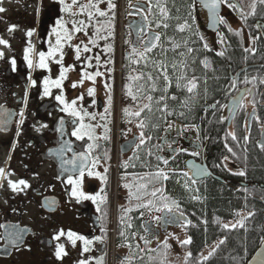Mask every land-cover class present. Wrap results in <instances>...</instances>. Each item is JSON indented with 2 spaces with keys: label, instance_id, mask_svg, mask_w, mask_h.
I'll use <instances>...</instances> for the list:
<instances>
[{
  "label": "flooded vegetation",
  "instance_id": "1",
  "mask_svg": "<svg viewBox=\"0 0 264 264\" xmlns=\"http://www.w3.org/2000/svg\"><path fill=\"white\" fill-rule=\"evenodd\" d=\"M253 2L229 0L238 6L236 9L221 4L218 15L224 22L218 23L217 30L212 26L209 28V11L198 0H190L194 18L191 24H186L184 31L152 29L151 8L146 19L149 29L161 37L157 46L151 52H144V40L133 52V44L139 45V41L131 39L129 32L128 46L122 49L124 58L144 53V59L153 69L152 74L159 76L164 84V94L169 92L172 83L177 88L179 80L182 86L177 89L185 92L182 100L203 102L196 110V121L189 123L176 119L165 124L158 141L157 156L161 159L154 171L130 174L136 180L148 179L138 184V189H146L152 177L151 191L161 189L169 202L175 201L179 205L173 212H182L190 220L189 224L173 225L170 224L173 220L168 217L165 218L167 222H162V212L138 207L139 200L133 196L134 187L130 179L127 183L126 174L119 175L115 183L111 166L118 143L115 137L121 141L131 133L141 139L142 130L136 127L138 123H129L130 116L139 110L134 109L129 99H123L122 103L119 100L113 110L107 89L98 82L95 85L84 83L80 77L83 69H75V64L85 54L91 55V51L87 53L80 48V59H76V47L82 43L78 38H83L86 32L77 35L72 22L81 0L75 5L72 0H0V7L5 9L0 12V39L7 42V45L0 44L3 53L0 57V169L5 173L0 176V225L3 226L0 227V264H80L81 261L85 264H138L130 236H135L133 225L139 217L145 236L151 242L150 250L156 252L154 258L159 264H197L198 254L192 250L193 239L189 232L192 230L189 227L191 217L183 212L181 205L202 202L200 185H209L211 181L222 183L230 195L245 198L250 204L233 211V217L223 224L248 218L249 213L258 215L257 203L263 204L258 196L256 175L260 158H264V151L259 147L264 143V83H261L264 80V4L255 0V15H251ZM66 6L68 10H64ZM58 21L63 22L67 34ZM13 25L15 28L10 31ZM29 31L32 32L30 37ZM236 32L241 35L237 36ZM57 33L61 45L53 56H47L51 49L57 48ZM170 34L175 35V40L167 39ZM253 37L259 39L253 42ZM246 48L254 50L255 54L246 52ZM26 49H30L31 67L25 60ZM42 52L46 54V68L39 66ZM219 52L223 55H217ZM12 60H15V70ZM160 62L166 65L171 80L166 92L158 67ZM61 67L67 69L65 78L60 87H55L51 82L60 79ZM193 78L197 88L188 93L183 85ZM245 78L250 82L245 83ZM45 79L50 81V95H44ZM213 83L219 87L214 94L210 89ZM87 86L96 94L91 100L95 102V109L91 111L85 104ZM57 96H62L68 104L76 101L72 107L83 119L62 111L64 105L57 101ZM241 96L243 107L239 103L234 105L233 101ZM99 102L102 110H98ZM123 117L128 120L124 121ZM81 123L91 127L95 139L85 136L78 140L72 135ZM227 133H235L237 140L233 141ZM149 136L144 135L143 145L140 140L137 143L146 146ZM245 137H248L247 141ZM226 143L235 156L228 152ZM89 145L94 146L89 149ZM137 152L138 149L133 153L136 161L139 160ZM188 163L193 166V171ZM194 169L212 174L196 180L198 190L193 196L199 195V200L189 201V197L187 202L173 196L168 183L175 182L181 188L180 181L188 180L183 173L192 177ZM239 171L245 175L235 174ZM158 172L165 173L168 179L157 177ZM69 178L77 183L69 184ZM20 180H24L27 187L19 185L13 191L9 181L17 183ZM259 186L264 193V186ZM181 190L188 195L186 190ZM159 195L155 198L150 195L143 203L154 200L159 204ZM156 216L162 219L156 221L153 219ZM124 220L127 224L131 222L127 237L122 235ZM70 232L74 234L71 239ZM77 236L91 243L85 245L84 240L76 239ZM188 238L191 243L182 244ZM58 245L64 250L60 258L55 255ZM212 249H205L200 256H208Z\"/></svg>",
  "mask_w": 264,
  "mask_h": 264
},
{
  "label": "trees",
  "instance_id": "2",
  "mask_svg": "<svg viewBox=\"0 0 264 264\" xmlns=\"http://www.w3.org/2000/svg\"><path fill=\"white\" fill-rule=\"evenodd\" d=\"M128 2L134 0H127ZM146 2H150L152 4L151 14H150V25L152 29L157 31L167 30V31H175L179 30V26L185 25L187 23L191 24L193 22L194 16L191 11V3L190 0H159V3L162 7H164L167 12V18H164L160 14V10L157 7V0H142ZM83 0H81L82 6ZM183 18V20H181ZM157 23H167L168 27L164 28L156 27ZM126 35V34H125ZM175 35L170 34L167 38L168 40H175ZM91 39L88 40L89 44L81 43L80 48H84L87 46L91 47L92 50L96 47L97 43L92 44ZM127 40L124 43V47H127ZM89 53V51L87 52ZM145 57L137 54H133L130 58H123V67L124 70L122 76L126 80L128 79L132 90L126 95L128 97L124 98L129 99V101L133 102L134 109L140 110L145 104L151 105V112L147 109L141 114V117H136L135 115L130 116L129 123H138L141 119L145 122V127L141 129L146 136L149 134L150 140L147 142L146 146H141L143 144H138L135 151L130 153L127 157H121L120 161V172L126 178L127 183L132 182L131 186H133L134 197L139 195L141 199L139 200V204L143 203L146 198H149L151 193V187L154 184L152 177L149 179L151 181L150 185H147L146 189H138V184L142 182H146L148 179L140 178L136 180L134 177L130 176L132 173L138 172H152L154 171V167L159 165V159H157V151L159 139L162 131L165 128V124L170 120L181 119L186 122H193L197 120V112L198 108L203 104L201 100H191L187 99L182 100L185 97V92H181L179 89L175 87L172 83V86L166 94L163 93V82L160 80L159 76L152 74V70L150 64L144 59ZM149 76L152 79H149ZM155 84L156 90H153L152 86ZM214 84V83H213ZM212 86V85H211ZM211 93L214 94L219 90L218 84H214L211 88ZM133 96L136 99H133ZM152 96V101H148L147 97ZM164 96V100H160V97ZM175 97L172 99L171 97ZM182 100V101H181ZM167 105V109L165 111H158V109H163L164 105ZM181 113H183L181 115ZM124 121H127L128 118L123 117ZM136 127H138L136 125ZM122 134V133H121ZM124 137V134H122ZM131 136V133L130 135ZM125 138V137H124ZM141 146V147H140ZM140 147V148H139ZM139 157V160H134L133 153L136 152ZM260 165L258 166V174L256 175L258 178V183L264 186V158H260ZM130 179V180H129ZM258 184V196L261 197L263 204L258 202V215L257 213L251 216H248L246 219L245 227L234 229V230H226L223 227V222L233 217L234 212L239 207L242 208L244 206L250 205L245 198L239 199V197H235L230 195L226 188L222 185V183L211 181V184L200 185V191L202 193V202L199 200L198 196L188 195L184 193L181 188L175 184V182L168 183V189L173 192V196H177L187 201H198L195 204L190 206L181 205L183 212L191 217L192 224L190 229V235L193 239L192 250L197 253L198 259L197 264H246L247 260L253 253L256 251L258 246L261 243V239L264 238V193L262 188H260ZM140 190V191H139ZM137 191H139L137 193ZM198 197V198H197ZM136 199V198H135ZM188 202V201H187ZM254 203V202H253ZM253 205V204H251ZM124 220L122 223V235L123 237H127L129 233V224ZM136 224L133 225L135 229H133V233L135 236H130L131 241H134V253L136 254L137 260H139L138 264H159L155 257L156 252L154 250H150L151 242L145 236L144 229L142 226L141 217L137 218L134 221ZM220 240H225L224 244H219ZM147 241V243H145ZM219 246L217 247V245ZM215 248L216 251L214 255H212L208 260H203V257L200 255L205 251V249ZM143 249H146L143 251ZM207 255V254H206Z\"/></svg>",
  "mask_w": 264,
  "mask_h": 264
},
{
  "label": "snow or ice",
  "instance_id": "3",
  "mask_svg": "<svg viewBox=\"0 0 264 264\" xmlns=\"http://www.w3.org/2000/svg\"><path fill=\"white\" fill-rule=\"evenodd\" d=\"M101 2H103V0H101ZM200 2H201V4L204 7H206L209 10V12L212 15V17L214 18V20L217 21V22H220V23H223L224 22L223 21V18L222 17H219L217 15V10H218V8L220 7L221 4H225L229 8H233V9H236L238 7L237 5H234V4L229 3V0H200ZM72 3L75 5L77 3V0H72ZM259 3L260 4H264V0H259ZM91 7L96 9V12L98 13V15L100 17H105L108 14L107 12H105L103 10H100L96 6V4H91ZM115 7H116V5L112 2V0H108V11H110V12L111 11H114ZM157 7L160 10L161 16L164 17V18H167L168 12H167V10L164 7H162L160 5L159 0H157ZM251 8H252V11H251L250 14L251 15H255V0H254L253 4L251 5ZM64 10H68L67 6H66V8ZM4 11H5V9L3 7H0V12H4ZM88 16H89V20H91L92 19V16H93V13L92 12H89L88 13ZM242 19H245V17H243V15H242ZM57 23H58L59 27L64 28L63 22L58 21ZM84 23H85L84 21H80L79 22L80 25H84ZM161 26H163L164 28H167L168 27V24L167 23H157L156 24V27H158V28L161 27ZM186 26H187L186 24L179 26V30L180 31H184V29H185ZM13 28H15L14 25L13 26H10V29L9 30L11 31ZM73 28H74V30L76 32H79V31L82 30L81 27H77L75 23H73ZM53 31L55 32L56 29H53ZM64 31H65V34H67V31L68 30L66 28H64ZM96 31H97V33H99L100 29L97 28ZM141 31H143V29H141ZM235 34L237 36L241 35L240 32H236ZM27 35L30 37L32 35V32L29 31L27 33ZM85 35H87L86 32H85ZM57 36H58L57 41H56L57 48L51 49L47 53V56H53L54 53H55V51H57L58 48H59V46L61 45V41H60V38H59V33H57ZM67 38L70 40L71 39V36L68 35ZM106 38L107 37H105V39ZM160 39H161L160 35H155V36L150 37L147 41H144L143 42L144 43V52H151L152 49L157 46L156 42L159 41ZM258 39H259V37H253L252 38L253 42H255ZM90 42L92 44H95L96 43L95 40H91ZM0 44L7 45V42L4 41L3 39H0ZM207 47H208V45L205 44V48H207ZM29 50L30 49H26L25 50V60L28 62L29 67H31L33 62L31 60H29V58H28V51ZM108 50H110V49H108ZM80 51H81L80 47L77 46L76 47V59H80ZM83 51L88 52V51H90V49L87 46H85L83 48ZM135 51H136V49L134 47L133 48V52H135ZM188 51L191 52L192 49H188ZM245 51L246 52L252 51L253 52V55L255 54L254 53V50H251V49H247L246 48ZM140 55L143 56L144 53H141ZM217 55H223V53L222 52H219V53H217ZM2 56H3V53L0 52V57H2ZM45 58H46V54L43 53V52L40 53L39 66L41 68H46L47 67V64L45 63ZM61 59H62V57H61ZM97 59H99V58L97 57ZM57 63H59V61H57ZM204 63H205V66H207V62L205 61ZM11 64L13 66V70H15V60H12L11 61ZM158 67L160 69V74L163 77V80L165 81L164 91L166 92L167 91V87L170 86V84H171V80H170L169 75L167 73V67H166V65L163 64V62H160L158 64ZM173 68H175V65H173ZM66 71H67V69L61 67L60 79H57V80L51 82L55 87H60L61 86V81L65 78L64 77V73ZM95 75H100V73L97 72ZM89 78L94 80V77H89ZM149 79L151 80L152 77L149 76ZM254 79H255V77L253 78V80ZM249 82L250 81H248L247 78H245V83H249ZM34 83L35 82L33 81V84ZM49 83H50V81L47 80V79H45V81H44V85H45L44 95H50ZM261 83H264V80H262ZM75 86L76 85L74 84L73 87H75ZM176 86H177V88H180L182 86L180 84L179 80L177 81ZM183 86L186 87L188 93H192L193 90L197 88V83L195 82V78H193L192 80H188L186 82V84L183 85ZM234 86H235V80L233 81V87ZM152 88H153V90H156L155 84H153ZM248 91L250 92L251 90H248ZM93 93H94V89H89V95H92ZM171 98L172 99H175L174 96L171 97ZM56 99H57V101H59L61 104L64 105V107L61 109L62 111L68 112V114L70 116H77L81 120L83 119V117H80V114L72 107L73 105H75L76 101H72V104H68L63 99L62 96H57ZM133 99H136V97L133 96ZM147 99H148V101H152L153 97L152 96H148ZM164 99H165L164 96H161L160 97V100H164ZM242 100H243V96L238 97L236 100L233 101V104L236 105L237 103H239L240 106L243 107ZM253 105H254V102H253ZM145 109H147L149 112H151V105L150 104H145L143 107L140 108L139 111L135 112L134 115L136 117H141V114L145 111ZM166 109H167V105L165 104L164 107H163V109H158V111H162L163 112ZM125 112L127 114V110H125ZM182 114L183 113H181V115ZM21 115H23V113H21ZM253 115H254V113H253ZM61 124H63V121H61ZM138 127H140L141 129H143L145 127V122H144L143 119H141L139 121ZM92 131L93 130L91 129L90 126H86L83 123H81L80 127L77 128L75 131H73L72 135L75 136L78 140L83 139L85 136H88L89 139H95L96 137L93 136ZM227 135L228 136H231V138H232L233 141H236L237 140V136H236L235 133H227ZM140 136H141L140 143L143 144L144 143V133H143V131H141ZM106 138L107 137H105V139ZM149 139H150V137H149ZM247 139H248V137H245V140L246 141H247ZM93 146L94 145H89V149H91ZM225 147L227 148L228 152L232 153L233 156L236 155V153L233 151V149L231 147L228 146L227 143L225 144ZM259 147L261 148L262 151H264V143H260ZM193 155H198V153H193ZM157 159H161V158L160 157H157ZM224 159L227 160L228 158L225 157ZM164 163L167 164L168 161L167 160H164ZM217 166H219V165H217ZM201 174H205L204 173V170L203 169H196V171L194 172V174H193L192 177H188V174L187 173H183V176L186 177L188 180H190L192 184H195L197 182L195 177L200 176ZM235 174L240 175V176H244L245 175V173L243 171H239L238 173H235ZM3 175H5L4 170L3 169H0V176H3ZM81 175H83V169H81ZM156 176L157 177H163V179H165V180L168 179V176L165 173H163V172L156 173ZM68 183L69 184H74V183H77V182H74L71 178H69ZM19 185H23V186L27 187V184H26V182L24 180H20L17 183H13L12 181H9V186L12 188L13 191H16V189L18 188ZM185 186L187 187V184ZM125 187H128V185H125ZM158 193L160 194L159 195V201H160L159 204H157L153 200V201H148L147 204L141 203L140 205H138V207L145 208V209H149V210H151V209L154 208L155 211H157V212H162V213L163 212H167L169 214H172L173 213V209L174 208L177 209V210L179 209V205L175 201L169 202V198L167 196L163 195V192H162L161 189H155V190L151 191L150 195L155 198V197L158 196ZM73 194L74 195L76 194V189L75 188L73 189ZM130 195H132L131 192H130ZM86 198H89V197H86ZM136 199L140 200L141 197L139 195H137L136 196ZM128 211H131V209H128ZM141 215H143V213H141ZM182 215L183 214L181 213V216ZM251 215H252V213H249V216H251ZM153 219L156 220V221H160L162 219V217L156 216V217H153ZM168 219H178V218L177 217H174V216H169ZM245 219H247V217H245L244 219L238 220L236 223L224 224L223 227L226 230L235 229L237 227L244 228L245 227V223H244V220ZM165 222H167V220ZM0 227H3V226L0 225ZM145 230L146 231L149 230L147 226H145ZM68 235H69V238L70 239L74 236V234L71 233V232ZM58 238L59 237H57V239ZM76 239L84 240L85 245H88L89 243H91L90 241L85 240L84 237L77 236ZM145 243H147V241H145ZM190 243H191V238H188L187 240H184L182 242V244H185V245L186 244H190ZM224 243H225V240H220L219 241V244H224ZM219 244L217 245V247L219 246ZM261 245L264 246V238L261 239ZM84 250L85 251H88V248L85 247ZM215 251H216V249L213 248L212 251H210L208 253V256L203 257V260H205V261L208 260L212 255H214ZM62 254H64L63 246L58 245L55 255L57 256V258H60L62 256ZM190 255H191V253H188V256H190ZM254 261H255V264H264V249H262V251H260V252H258L256 254V257H254ZM80 264H85V262L84 261H81Z\"/></svg>",
  "mask_w": 264,
  "mask_h": 264
},
{
  "label": "rangeland",
  "instance_id": "4",
  "mask_svg": "<svg viewBox=\"0 0 264 264\" xmlns=\"http://www.w3.org/2000/svg\"><path fill=\"white\" fill-rule=\"evenodd\" d=\"M85 3L82 4L80 9L76 11L72 22L76 24L77 27H81V31L74 32L77 35L83 34L86 31L87 35L83 38H78L79 41L89 44L88 40H95L97 45L92 50V54H85L82 59L76 63L75 69L80 71L83 69V75H80L84 83L95 85L96 82L104 87L108 94V98L111 96V103L113 110L117 107V102L120 100L122 103L124 98L128 95L132 87L126 78L121 77L123 74V58H124V43L126 42L125 34H123L125 23L128 16L130 3L127 0H112L116 5L114 11H108V0H84ZM91 4H96V6L105 12L107 16L100 17L96 12L95 8L91 7ZM92 12V19L89 20L88 13ZM114 17V18H113ZM84 21V25H80L79 22ZM99 28L100 31L97 33L96 29ZM105 37H107L105 39ZM129 43V40H128ZM91 49V47H89ZM110 49V50H108ZM97 57L99 59H97ZM90 58V59H89ZM122 60V62H121ZM97 72L100 75H95ZM79 75V73H77ZM94 77V80H90L89 77ZM89 80H88V79ZM85 91L87 110L91 111L95 109V102L91 101L92 97H96V94L89 95V86ZM118 119V118H117ZM115 133V128H114ZM117 142V138L115 137Z\"/></svg>",
  "mask_w": 264,
  "mask_h": 264
},
{
  "label": "water",
  "instance_id": "5",
  "mask_svg": "<svg viewBox=\"0 0 264 264\" xmlns=\"http://www.w3.org/2000/svg\"><path fill=\"white\" fill-rule=\"evenodd\" d=\"M198 1L200 2V0H198ZM129 7H130L129 18L126 21V26L130 31V34L132 37L131 39L139 41V45L133 44V47L139 48L144 40L147 41L150 37L155 36V35H159V34H158V32L149 29L147 19H146L148 16V7H147L146 2L135 1ZM204 8L207 9L206 7H204ZM218 13H220V7L217 10V15H218ZM209 22H210L209 28H211V26L214 30H217L219 28V24H218L219 22L214 20V18L210 14V12H209ZM141 29H143V31H141ZM142 49H144V43H143ZM98 106H99L98 110H102L101 102H99ZM138 140H139L138 136L134 135V136L129 137L128 139H126L125 141L122 142V144H121V155L123 156V158L127 157L130 153H132L133 149L137 146ZM187 166L193 171L192 165H190L188 163ZM194 171H195V169H194ZM193 174H194V172H193ZM211 175H212L211 172H207L205 175H200V176H197L195 178L197 181H199V180H201L205 177H209ZM214 178L219 180V181H222V179H220L218 177H214ZM161 216L163 217L162 222H165L166 217H169V216L177 217L178 219H171L173 221L170 224H173V225H178L181 222L189 224V222H190L188 216H186L184 214L181 216V212H173L172 214H169L167 212H163V214ZM262 249H264V246H262L260 243V245L258 246L256 251L253 253V255L251 256V258L248 260V262L246 264H255L254 257H256V254L258 252L262 251Z\"/></svg>",
  "mask_w": 264,
  "mask_h": 264
},
{
  "label": "bare ground",
  "instance_id": "6",
  "mask_svg": "<svg viewBox=\"0 0 264 264\" xmlns=\"http://www.w3.org/2000/svg\"><path fill=\"white\" fill-rule=\"evenodd\" d=\"M152 4L150 2H147V7H148V13H149V10L152 8L151 6ZM125 31H123V34H126V37L129 38L128 36V33L130 32L129 29L127 28V26L125 25V28H124ZM127 40V39H126ZM139 140H140V137H139ZM187 184V187L185 186ZM180 185H181V188L186 190L187 192L191 193L192 195H196L197 194V185L196 183L195 184H192L191 182H189L188 180H181L180 181ZM182 213V212H181ZM185 215V214H184Z\"/></svg>",
  "mask_w": 264,
  "mask_h": 264
},
{
  "label": "built area",
  "instance_id": "7",
  "mask_svg": "<svg viewBox=\"0 0 264 264\" xmlns=\"http://www.w3.org/2000/svg\"><path fill=\"white\" fill-rule=\"evenodd\" d=\"M117 142L119 143V140L117 139ZM117 144L116 148H115V152H114V159L112 161V167L114 170V177H115V183L117 184V178H118V164H119V144Z\"/></svg>",
  "mask_w": 264,
  "mask_h": 264
}]
</instances>
